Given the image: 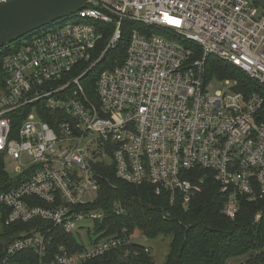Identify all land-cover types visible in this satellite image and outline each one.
Listing matches in <instances>:
<instances>
[{
	"label": "built area",
	"instance_id": "2783aa9c",
	"mask_svg": "<svg viewBox=\"0 0 264 264\" xmlns=\"http://www.w3.org/2000/svg\"><path fill=\"white\" fill-rule=\"evenodd\" d=\"M126 22L134 24L126 57L103 69L88 94L81 78L117 45ZM106 25L113 33L102 54L71 75L92 59ZM211 55L264 88V7L253 0H90L22 37L18 50L5 55L0 80V221L48 227L7 239L0 264L26 250L39 264L129 252L133 238L101 237L95 221L104 210L85 208L99 196L101 165H113L128 183L171 191L172 201L178 192L186 207L201 186L189 172L211 170L230 219L241 199H263L264 97L236 90L232 79L230 92L214 91ZM84 220L93 222L88 244ZM55 228L77 232L83 248H52Z\"/></svg>",
	"mask_w": 264,
	"mask_h": 264
},
{
	"label": "trees",
	"instance_id": "16d2710c",
	"mask_svg": "<svg viewBox=\"0 0 264 264\" xmlns=\"http://www.w3.org/2000/svg\"><path fill=\"white\" fill-rule=\"evenodd\" d=\"M106 27L104 37L92 52V59L86 65L76 66L71 75L83 73L102 54L113 33V26ZM132 27L134 24L126 22L117 45L81 78L88 94L93 95L103 69L120 64L126 57ZM21 42L22 38L0 49V80L3 79L5 55L17 51ZM206 66L209 78L232 79L237 82L236 90L256 92L264 97V88L231 63L211 55ZM261 113L264 120V106ZM99 169L102 184L99 196L85 208L104 210L103 219L95 221L96 232L101 237L145 235L148 240L166 237L169 240L168 253L163 264H230L233 261L234 264H264V198L254 202L241 199L238 215L230 219L222 212L224 194L211 170H196L192 179L201 185L202 190L186 207L182 194L178 192L172 201L171 191L163 189L157 193L155 185H137L121 180L113 165H101ZM188 175H193L192 171ZM120 209L122 211L118 213ZM259 213L260 218L256 221ZM0 222V256L7 239L14 234L30 232L38 225L48 227L46 222L39 220L6 225L3 218ZM52 236V248L65 244L75 251L84 246L73 233L60 228H55ZM145 248L144 244L133 242L127 253L123 249L112 250L83 264H157L151 247L149 251ZM126 259L129 262H123ZM12 264L39 262L33 251L26 250L18 253Z\"/></svg>",
	"mask_w": 264,
	"mask_h": 264
},
{
	"label": "water",
	"instance_id": "95a60500",
	"mask_svg": "<svg viewBox=\"0 0 264 264\" xmlns=\"http://www.w3.org/2000/svg\"><path fill=\"white\" fill-rule=\"evenodd\" d=\"M90 0H10L0 4V49L66 18L84 8ZM264 7V0H253ZM129 262V259L123 260Z\"/></svg>",
	"mask_w": 264,
	"mask_h": 264
},
{
	"label": "rangeland",
	"instance_id": "374dc122",
	"mask_svg": "<svg viewBox=\"0 0 264 264\" xmlns=\"http://www.w3.org/2000/svg\"><path fill=\"white\" fill-rule=\"evenodd\" d=\"M228 78L226 79H218L216 77L212 78L211 80L213 81V83L215 84L214 87V91H226V92H230L231 90L229 89L230 84L226 82ZM15 163L11 162L9 165V170L11 172H13V174H15V169H14ZM201 171V170H200ZM196 173V171H194L192 174L194 176V174ZM213 174V173H212ZM200 185V184H199ZM202 190V187L200 186V190L199 192ZM100 192V191H99ZM183 199V198H182ZM93 222L91 220H84L82 222H80V226H85L86 228L84 230L81 231V235H82V240L85 242V244H88L90 242V236L88 234L87 231V227L92 226ZM76 236L78 237V233L75 232ZM93 235L95 236V233H93ZM134 242H138L141 244H146L149 247H151L152 252H153V257L156 260L157 264H163L164 260L166 258V254L168 253V243L169 240L166 237H159L156 240H148L145 241L144 237H142V235H135V237H132ZM78 239H80L78 237ZM230 264H234V261L231 262Z\"/></svg>",
	"mask_w": 264,
	"mask_h": 264
}]
</instances>
